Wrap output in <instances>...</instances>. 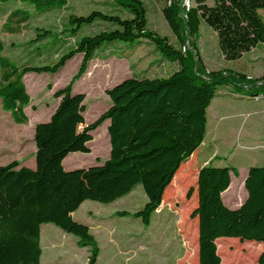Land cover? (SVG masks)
<instances>
[{
	"label": "trees",
	"instance_id": "obj_1",
	"mask_svg": "<svg viewBox=\"0 0 264 264\" xmlns=\"http://www.w3.org/2000/svg\"><path fill=\"white\" fill-rule=\"evenodd\" d=\"M161 14L176 44L148 27L143 0H110L107 10L68 12L58 28L33 25L38 15L65 11L70 0H0L5 13L0 23V107L15 123H26L24 108L31 102L23 81L27 73L54 74L81 55L70 80L53 91L59 99L49 118L34 126V168L13 159L0 165V264H40V226L51 223L77 237L88 247L87 264H97L99 246L87 224L72 213L85 200L109 203L140 185L143 207L131 214L148 224L178 171L204 139L207 108L219 87L230 85L249 97L264 96V75L249 77L231 68L208 71L197 46L201 22L217 37L225 60L239 59L264 43V20L258 9L264 0H161ZM186 3V4H185ZM2 8V10H1ZM97 25L98 30H83ZM32 32L24 41L13 38ZM146 40L162 60L176 62L166 75L126 77L106 89L110 104L86 122L84 93H73L74 83L91 59L108 42ZM55 45L51 64H18L14 58L38 44ZM116 46V43H110ZM20 48L15 54V49ZM35 48V47H34ZM108 121L109 156L101 164L65 170L71 152L89 153L94 131ZM188 161L187 163H189ZM231 166L201 165L196 172L198 264H222L223 237L255 241L263 249L254 264H264V165L250 166L243 180L246 197L236 208L228 207L222 193L229 187ZM193 188L189 187L186 197Z\"/></svg>",
	"mask_w": 264,
	"mask_h": 264
},
{
	"label": "rangeland",
	"instance_id": "obj_2",
	"mask_svg": "<svg viewBox=\"0 0 264 264\" xmlns=\"http://www.w3.org/2000/svg\"><path fill=\"white\" fill-rule=\"evenodd\" d=\"M109 1L70 0L67 10L38 15L33 25L58 28L59 20L68 12L83 14L90 9L107 10L104 3ZM143 2L147 8L148 27L176 44L161 14L162 1ZM206 3L212 4V0H206ZM13 6L7 7L3 14L0 11V23ZM258 12L264 20V9H258ZM98 28L94 25L83 32L89 33ZM31 36L32 32H28L13 38V41H24ZM110 43H116V46ZM197 46L208 71L231 68L251 78L264 75V43L244 53L239 59L228 61L219 50L216 33L201 22ZM55 48L57 43H41L22 48L23 51H32L14 60L18 64H51ZM19 50L17 48L13 53ZM80 60L81 55L77 54L54 74L32 72L24 75L23 81L31 99L30 104L25 107L28 121L15 123L10 113L0 107V165L13 159L22 161L23 165L30 162L35 164L31 131L36 123L44 122L53 110L57 102L52 96L53 91L70 80ZM177 66L176 62L161 61L160 54L146 40L133 43L108 42L99 49L97 57L89 61L85 73L74 83L73 93H84L86 109L83 115L86 122H91L110 104L106 89L130 77L132 72L137 77L163 76ZM92 135V140L88 142L90 153L71 152L67 155L68 161H77L86 166L107 155L109 140L106 121L92 131ZM77 154L81 158H77ZM188 161L190 162L187 163ZM207 163L238 169L237 175L231 173L229 187L222 194L223 202L228 207H238L246 197L243 180L248 168L264 165L263 95L249 97L244 92H235L230 85L219 87L207 108L203 141L193 158L183 163L184 167L180 166L178 175L165 191L161 204L151 214L147 225L131 214H117L118 211L133 213L143 207L146 197L140 185L109 203L87 200L73 212V218L84 224L88 214L92 220H103L113 234L115 242H110L112 247L104 238L98 237L100 254L97 264H198L197 218L191 217L190 212L196 205L197 169ZM77 167L78 165L71 168ZM189 187L193 188V192L187 198L186 191ZM40 237V264H87L88 247L77 245L75 235L63 232L51 223H43L40 226ZM223 238L235 241H226L225 249L219 250L222 264H254L263 249L259 242L241 241L234 237Z\"/></svg>",
	"mask_w": 264,
	"mask_h": 264
},
{
	"label": "crops",
	"instance_id": "obj_3",
	"mask_svg": "<svg viewBox=\"0 0 264 264\" xmlns=\"http://www.w3.org/2000/svg\"><path fill=\"white\" fill-rule=\"evenodd\" d=\"M58 101H59V99H57V102H56L54 108L57 106ZM54 108H53V110H54ZM53 110H52V111H53ZM52 111L48 114L46 120L49 118V116H50V114L52 113ZM24 112H25V114H26L25 108H24ZM26 115H27V114H26ZM27 117H28V115H27ZM85 121H86V120H85ZM106 125H108V121H106ZM33 132H34V129L31 131V140H32V143H33V148H34V150H35L34 142H33ZM88 146H89V145H88ZM89 148H90V147H89ZM34 150H33V152H34ZM89 153H90V152H89ZM32 154H33V153H32ZM193 155H194V154H193ZM68 156H69V155H68ZM68 156L62 161V165H63V168H64L65 170L75 169V168H71V167H76L77 165H78L77 168H85V167L90 166V165L101 164V163L103 162V160H105L106 158H108V156H109V148H108V153H107V155H106L104 158L99 159V160L94 161V162H91L90 164H88V165H86V166H82V165L78 164L77 161H73V162L68 161V160H67ZM77 158H81V157L77 154ZM30 159H31V158H30ZM19 162H20L21 164H24V163H23L22 161H20V160H19ZM32 163H33V162H30V164H25V166H28V167L34 168L35 164L33 165ZM245 176H246V174H245ZM245 176H244V178H245ZM222 194H223V193H222ZM222 199H223V195H222ZM85 201H87V200H85ZM85 201H83L81 204H84ZM89 212H90V210L88 211V213H89ZM72 216H73V213H72ZM92 216H93V215H92ZM86 218H87V220H85V221H86L85 224H87V225L89 226V228L91 229V231H92V233L94 234V236H95V238H96V240H97L98 243H99V239H98V237H100V238H101V237L104 238L105 241H106L107 243H109L110 246H111L110 242H111V243H112V242H115V239H114V237H113V234H111V230L108 229V227H107L106 224L103 222V220H92V219L90 218V215H89V214L87 215ZM107 231H108V232H107ZM40 239H41V237H40ZM111 247H112V246H111ZM59 250H62V249H59ZM60 253H62V252H60ZM99 254H100V250H99ZM98 256H99V255H98Z\"/></svg>",
	"mask_w": 264,
	"mask_h": 264
}]
</instances>
